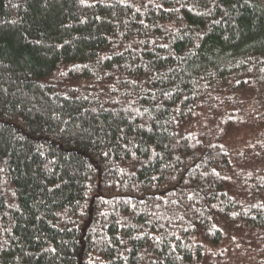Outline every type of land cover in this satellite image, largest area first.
<instances>
[{"label": "trees", "instance_id": "1", "mask_svg": "<svg viewBox=\"0 0 264 264\" xmlns=\"http://www.w3.org/2000/svg\"><path fill=\"white\" fill-rule=\"evenodd\" d=\"M0 264H264L261 0H0Z\"/></svg>", "mask_w": 264, "mask_h": 264}, {"label": "rangeland", "instance_id": "2", "mask_svg": "<svg viewBox=\"0 0 264 264\" xmlns=\"http://www.w3.org/2000/svg\"><path fill=\"white\" fill-rule=\"evenodd\" d=\"M261 2L264 4V0H261Z\"/></svg>", "mask_w": 264, "mask_h": 264}]
</instances>
